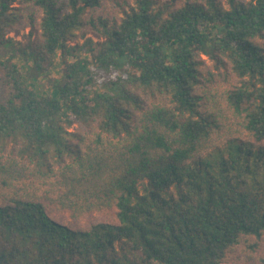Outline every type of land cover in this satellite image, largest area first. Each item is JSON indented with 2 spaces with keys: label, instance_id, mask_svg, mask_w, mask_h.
I'll return each mask as SVG.
<instances>
[{
  "label": "trees",
  "instance_id": "16d2710c",
  "mask_svg": "<svg viewBox=\"0 0 264 264\" xmlns=\"http://www.w3.org/2000/svg\"><path fill=\"white\" fill-rule=\"evenodd\" d=\"M104 3L0 0V264H264V0Z\"/></svg>",
  "mask_w": 264,
  "mask_h": 264
},
{
  "label": "rangeland",
  "instance_id": "374dc122",
  "mask_svg": "<svg viewBox=\"0 0 264 264\" xmlns=\"http://www.w3.org/2000/svg\"><path fill=\"white\" fill-rule=\"evenodd\" d=\"M114 1L115 0H105V3L103 5V10L105 12H112L114 9L113 7ZM28 33H29V28H26L24 30L11 33V36L15 37L16 40L18 41L22 38L23 35H27ZM6 55H7V50L0 47V60H2L3 57H5ZM204 59L206 58L204 57ZM17 64L21 70H24L21 61L17 60ZM207 64L210 65V63L208 62ZM58 70H59V67H55L54 69L51 70V72L45 74L47 77L40 76L38 78V82L34 83L36 89H38L40 92H43V93H52V89L50 88L48 80L51 78L57 77ZM6 93H7V86L3 78V71L0 69V99L5 97ZM49 216L53 218L55 221H57L58 223L71 227V228L86 227L89 224L94 223V222L114 221V218L111 214L100 213V212H93L92 214L82 216L78 219H72L67 211H61V210L55 211L54 210V211L49 212Z\"/></svg>",
  "mask_w": 264,
  "mask_h": 264
}]
</instances>
